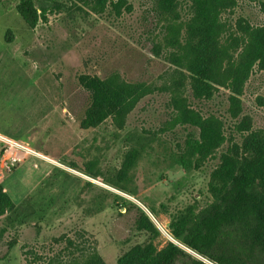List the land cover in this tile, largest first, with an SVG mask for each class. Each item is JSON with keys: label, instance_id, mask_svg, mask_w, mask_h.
Wrapping results in <instances>:
<instances>
[{"label": "rangeland", "instance_id": "1", "mask_svg": "<svg viewBox=\"0 0 264 264\" xmlns=\"http://www.w3.org/2000/svg\"><path fill=\"white\" fill-rule=\"evenodd\" d=\"M20 1L0 0V133L48 159L30 158L9 172L0 167V184L18 206L0 217V264L56 262L81 245L118 264L148 238L135 227L129 202L147 211L164 247L172 239L167 224L179 211L212 200L211 172L233 166L248 133L264 134V70L254 67L241 95L218 86L203 99L193 91L191 73L158 49L164 33L147 0H128L133 11L120 17L94 13L78 0H34L42 14L34 29L18 13ZM263 4L237 0L224 18L232 28L240 19L264 24ZM111 74L146 94L123 129L111 118L85 129L90 95L81 77ZM190 109L216 117L225 137L201 168L198 154L185 149L200 134L183 121ZM131 151L137 159L120 175ZM68 239L73 247L66 248Z\"/></svg>", "mask_w": 264, "mask_h": 264}, {"label": "trees", "instance_id": "2", "mask_svg": "<svg viewBox=\"0 0 264 264\" xmlns=\"http://www.w3.org/2000/svg\"><path fill=\"white\" fill-rule=\"evenodd\" d=\"M78 1L97 14L120 17L133 11L128 0ZM147 1L151 4L147 12L158 33H164L158 49L170 51L172 62L191 73L196 96L209 99L218 86L241 95L254 67L264 70V24L240 19L232 28L224 18L237 6V0ZM17 10L30 28L37 27L42 14L34 0H21ZM81 83L90 95L81 119L85 129L97 127L108 118L117 129H123L128 115L146 94L145 88L121 80L116 74L105 78L85 75ZM183 117V121L200 129L199 139L189 141L185 149L198 154L195 165L201 168L209 153L224 143L221 123L214 116L204 118L192 109ZM243 150L233 166L211 172V201L201 207L189 205L173 217L166 227L172 239L162 248L158 226L140 206L129 202L126 207L135 215V227L148 238L120 255L118 264H264V134L248 133ZM136 159L137 154L131 151L119 174L126 175ZM17 207L0 184V217L14 213ZM74 244L68 239L66 248ZM47 264L106 262L95 247L81 245L61 260Z\"/></svg>", "mask_w": 264, "mask_h": 264}, {"label": "built area", "instance_id": "3", "mask_svg": "<svg viewBox=\"0 0 264 264\" xmlns=\"http://www.w3.org/2000/svg\"><path fill=\"white\" fill-rule=\"evenodd\" d=\"M45 158L43 154L35 150L29 143L0 133V167L6 172L12 171L19 163L30 158Z\"/></svg>", "mask_w": 264, "mask_h": 264}, {"label": "water", "instance_id": "4", "mask_svg": "<svg viewBox=\"0 0 264 264\" xmlns=\"http://www.w3.org/2000/svg\"><path fill=\"white\" fill-rule=\"evenodd\" d=\"M146 213H147V211H146ZM150 215H151V214H150ZM169 224H170V223H168L167 226H169Z\"/></svg>", "mask_w": 264, "mask_h": 264}]
</instances>
